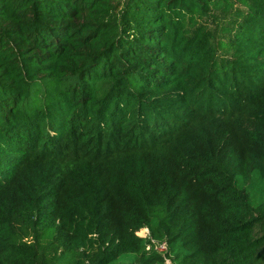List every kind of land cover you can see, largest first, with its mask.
<instances>
[{
  "label": "trees",
  "instance_id": "1",
  "mask_svg": "<svg viewBox=\"0 0 264 264\" xmlns=\"http://www.w3.org/2000/svg\"><path fill=\"white\" fill-rule=\"evenodd\" d=\"M166 262L264 264V0H0V264Z\"/></svg>",
  "mask_w": 264,
  "mask_h": 264
},
{
  "label": "rangeland",
  "instance_id": "2",
  "mask_svg": "<svg viewBox=\"0 0 264 264\" xmlns=\"http://www.w3.org/2000/svg\"><path fill=\"white\" fill-rule=\"evenodd\" d=\"M137 235H138L139 237H146L148 234H147L146 229H142V230H140V231L137 233ZM158 250H161V249L159 248ZM166 264H169V262H166Z\"/></svg>",
  "mask_w": 264,
  "mask_h": 264
},
{
  "label": "built area",
  "instance_id": "3",
  "mask_svg": "<svg viewBox=\"0 0 264 264\" xmlns=\"http://www.w3.org/2000/svg\"><path fill=\"white\" fill-rule=\"evenodd\" d=\"M146 231H147V229H146ZM147 234H148V231H147ZM147 237V236H146ZM157 248V250L160 248L161 250H158L159 252H163V250H165V246L164 245H161V246H158V247H156Z\"/></svg>",
  "mask_w": 264,
  "mask_h": 264
}]
</instances>
